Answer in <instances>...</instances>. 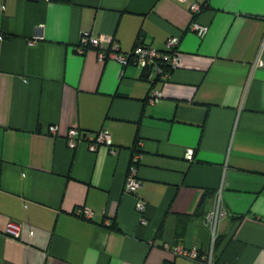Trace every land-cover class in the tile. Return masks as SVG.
<instances>
[{
  "label": "crops",
  "instance_id": "crops-1",
  "mask_svg": "<svg viewBox=\"0 0 264 264\" xmlns=\"http://www.w3.org/2000/svg\"><path fill=\"white\" fill-rule=\"evenodd\" d=\"M193 21L209 26L203 37ZM86 31L124 52L179 36L180 65L152 82L79 51ZM260 60L264 0H0V264H264ZM71 127L109 130L116 152L70 147ZM135 154L142 183L128 192ZM218 195L227 215L214 230ZM10 220L19 237L5 232Z\"/></svg>",
  "mask_w": 264,
  "mask_h": 264
},
{
  "label": "built area",
  "instance_id": "built-area-1",
  "mask_svg": "<svg viewBox=\"0 0 264 264\" xmlns=\"http://www.w3.org/2000/svg\"><path fill=\"white\" fill-rule=\"evenodd\" d=\"M202 4L199 2H193L191 4V10L194 13L202 10ZM191 29L194 30L199 36H204L209 26L207 24L193 21ZM36 37H42L37 34ZM109 43V48H105V44ZM180 37L169 36L166 40L165 48H158L150 44H138L128 52H124L120 48V44L114 40L113 36L107 34L92 35L90 32H84L81 35L78 50L83 52L88 47H94L98 49L99 57L102 60L109 58L116 59L122 66L129 64H135L142 68L143 75L147 79L155 82L156 80H168L172 75V70L180 65L181 52L179 50ZM260 64H264L263 60H260ZM163 95L161 90H153L149 95V102L155 103L160 100ZM58 131V126L51 124L48 128V132L54 134ZM88 140L91 150H97L100 145H107L111 152L115 153L117 148L113 145V138L111 133L107 129H100L97 131H82L77 127L69 128L67 132V142L72 148H75L82 140ZM186 158L192 160L194 158V150L188 149L185 153ZM139 157L140 154H135L130 164L125 189L128 192H135L141 185L142 181L139 177ZM137 209L141 213V223L146 225L148 223V217L146 215L147 202L141 198L137 200ZM77 212L85 216L86 218H93L94 210L89 207L78 208ZM227 215V211L221 202V197L218 195L217 201L213 209L207 214L206 218L213 225L216 230L218 223L222 218ZM22 230V224L17 221L10 220L7 222L5 232L13 237H19ZM173 250L181 255L188 256L194 259H200L202 256L199 254L196 248H185L181 245L174 246ZM207 262L208 258H205ZM208 264H211L209 261Z\"/></svg>",
  "mask_w": 264,
  "mask_h": 264
},
{
  "label": "trees",
  "instance_id": "trees-1",
  "mask_svg": "<svg viewBox=\"0 0 264 264\" xmlns=\"http://www.w3.org/2000/svg\"><path fill=\"white\" fill-rule=\"evenodd\" d=\"M203 6V5H202ZM216 241H217V239H216ZM216 241H215V243H216Z\"/></svg>",
  "mask_w": 264,
  "mask_h": 264
}]
</instances>
